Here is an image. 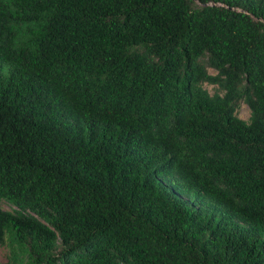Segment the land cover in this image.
Returning a JSON list of instances; mask_svg holds the SVG:
<instances>
[{
  "label": "trees",
  "instance_id": "trees-1",
  "mask_svg": "<svg viewBox=\"0 0 264 264\" xmlns=\"http://www.w3.org/2000/svg\"><path fill=\"white\" fill-rule=\"evenodd\" d=\"M2 65L0 264H264V0H0Z\"/></svg>",
  "mask_w": 264,
  "mask_h": 264
},
{
  "label": "rangeland",
  "instance_id": "rangeland-1",
  "mask_svg": "<svg viewBox=\"0 0 264 264\" xmlns=\"http://www.w3.org/2000/svg\"><path fill=\"white\" fill-rule=\"evenodd\" d=\"M0 73L5 75L7 73V66H5V65L0 66ZM207 89L210 90L209 87ZM236 114L240 119L247 120V118L249 116V111L245 105L240 104ZM3 209H6V207L3 206ZM5 255H6V250L1 249V251H0V263H4L6 261Z\"/></svg>",
  "mask_w": 264,
  "mask_h": 264
}]
</instances>
